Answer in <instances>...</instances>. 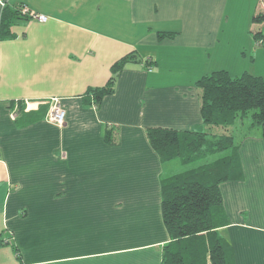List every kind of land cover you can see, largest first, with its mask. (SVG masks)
I'll return each mask as SVG.
<instances>
[{"label": "crops", "instance_id": "0c3cea01", "mask_svg": "<svg viewBox=\"0 0 264 264\" xmlns=\"http://www.w3.org/2000/svg\"><path fill=\"white\" fill-rule=\"evenodd\" d=\"M22 4L48 19L16 13ZM263 7L0 0V264H162L161 178L177 161L161 160L148 128L202 129L206 74L264 76V41L251 32ZM4 11L15 13L11 36L1 33ZM130 54L114 91L87 101ZM55 101L63 125L46 119ZM239 154L244 177L221 184L222 234L237 264H264V138L247 137Z\"/></svg>", "mask_w": 264, "mask_h": 264}, {"label": "trees", "instance_id": "16d2710c", "mask_svg": "<svg viewBox=\"0 0 264 264\" xmlns=\"http://www.w3.org/2000/svg\"><path fill=\"white\" fill-rule=\"evenodd\" d=\"M15 12L20 14L18 9ZM14 15L3 12L2 35H13ZM253 24L255 39L264 41V7L254 15ZM135 60L136 55L130 54L116 61L109 81L90 88L86 100L92 97L100 102L112 93L123 66ZM197 86L201 88L202 129L148 128V138L163 162L175 160L187 166L161 178L162 215L170 235L162 264H237L234 248L222 234L230 218L221 184L244 177L239 154L244 139L264 138V76L245 73L232 78L227 71L216 70L201 77ZM248 114L260 127L256 133L236 135L234 125ZM106 138L114 140L110 132ZM217 153L222 155L213 159Z\"/></svg>", "mask_w": 264, "mask_h": 264}, {"label": "built area", "instance_id": "2783aa9c", "mask_svg": "<svg viewBox=\"0 0 264 264\" xmlns=\"http://www.w3.org/2000/svg\"><path fill=\"white\" fill-rule=\"evenodd\" d=\"M18 11L21 15L30 16L40 21H46L48 17L44 14H40L32 11L28 5L22 4L18 7ZM258 44H262V40H257ZM153 66L148 64V70H152ZM16 115V112H14ZM46 119L57 125H63L66 121V109L58 101L52 102L51 107L47 113ZM22 264V263H19Z\"/></svg>", "mask_w": 264, "mask_h": 264}, {"label": "rangeland", "instance_id": "374dc122", "mask_svg": "<svg viewBox=\"0 0 264 264\" xmlns=\"http://www.w3.org/2000/svg\"><path fill=\"white\" fill-rule=\"evenodd\" d=\"M261 62L262 60L259 59ZM257 61V65H260L261 62L260 61ZM236 130H235V134L236 135H239L240 132H246V131H250L252 133H256L257 130L260 126L259 125H256V124H253L252 122V115L248 114V116H246L244 119H239L237 120L236 124L234 125ZM225 152V151H224ZM224 152H222L224 154ZM222 153H217L215 155L212 156L213 159L219 157L222 155ZM175 165H176V170L177 171H181V170H184L186 169L187 166H183L182 164H180V162H175Z\"/></svg>", "mask_w": 264, "mask_h": 264}]
</instances>
